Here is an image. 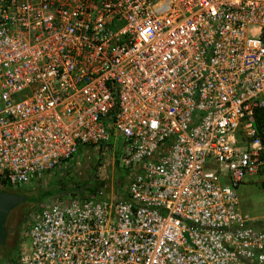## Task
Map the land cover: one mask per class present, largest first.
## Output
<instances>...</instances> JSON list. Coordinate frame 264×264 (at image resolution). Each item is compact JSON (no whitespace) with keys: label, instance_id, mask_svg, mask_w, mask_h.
I'll list each match as a JSON object with an SVG mask.
<instances>
[{"label":"built area","instance_id":"1","mask_svg":"<svg viewBox=\"0 0 264 264\" xmlns=\"http://www.w3.org/2000/svg\"><path fill=\"white\" fill-rule=\"evenodd\" d=\"M259 111L264 0H0V190L112 135L128 170L33 210L0 264H264L235 192Z\"/></svg>","mask_w":264,"mask_h":264},{"label":"rangeland","instance_id":"2","mask_svg":"<svg viewBox=\"0 0 264 264\" xmlns=\"http://www.w3.org/2000/svg\"><path fill=\"white\" fill-rule=\"evenodd\" d=\"M263 126L256 124L257 131ZM262 149L264 152V143ZM120 155V139L112 135L103 144L82 146L70 158L25 184L21 194L28 196L27 199L8 210L4 219L7 228L16 235V245L22 237L28 216L19 214L23 208L26 212L33 211L67 200L79 193L82 187L88 194L99 197H121L126 188L128 170L120 165ZM235 192L239 210L251 218L264 221V166L254 174L244 176Z\"/></svg>","mask_w":264,"mask_h":264},{"label":"trees","instance_id":"3","mask_svg":"<svg viewBox=\"0 0 264 264\" xmlns=\"http://www.w3.org/2000/svg\"><path fill=\"white\" fill-rule=\"evenodd\" d=\"M256 124L259 126L264 125V113L262 111H259L258 114L256 115ZM263 158H264V154H263ZM63 161H65V160H63ZM23 188H24V185L21 188H19L18 191L21 192L23 190ZM88 190H91V189L89 188ZM79 191L80 192L77 194L84 195L83 194L84 192L87 193L85 191L84 187L80 188ZM15 193H17V192H15ZM3 226H4L5 236H4L3 242L0 244V255L3 257L4 261L13 263L14 260H13L12 249L15 248V245H16V235L11 229L9 230L5 224Z\"/></svg>","mask_w":264,"mask_h":264},{"label":"water","instance_id":"4","mask_svg":"<svg viewBox=\"0 0 264 264\" xmlns=\"http://www.w3.org/2000/svg\"><path fill=\"white\" fill-rule=\"evenodd\" d=\"M26 199V195L20 193H9L0 190V244L3 242L4 232V218L8 210L15 206L20 201Z\"/></svg>","mask_w":264,"mask_h":264},{"label":"flooded vegetation","instance_id":"5","mask_svg":"<svg viewBox=\"0 0 264 264\" xmlns=\"http://www.w3.org/2000/svg\"><path fill=\"white\" fill-rule=\"evenodd\" d=\"M16 192L21 194L20 191H16ZM27 197H28V196H26V199H27ZM23 201H24V200H23ZM20 202H21V201H20ZM11 209H12V208H11ZM25 209H26V208H23V209H21V210L19 211V214H20L21 216L23 215V217H25L26 214L29 215V214L32 212V211H29V210L26 212ZM9 211H10V210H9ZM9 211H7V213H6V215H5V218L7 217ZM5 218H4V219H5ZM4 224H5V222H4Z\"/></svg>","mask_w":264,"mask_h":264},{"label":"crops","instance_id":"6","mask_svg":"<svg viewBox=\"0 0 264 264\" xmlns=\"http://www.w3.org/2000/svg\"><path fill=\"white\" fill-rule=\"evenodd\" d=\"M125 190H126V188H125ZM124 195H125V191H124V193H123V195L121 197H123ZM101 198H104V197H101ZM107 198H118V197H107Z\"/></svg>","mask_w":264,"mask_h":264}]
</instances>
